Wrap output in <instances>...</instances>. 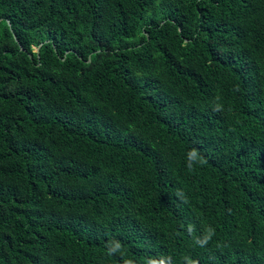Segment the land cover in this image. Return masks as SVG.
I'll return each instance as SVG.
<instances>
[{"label": "trees", "instance_id": "trees-1", "mask_svg": "<svg viewBox=\"0 0 264 264\" xmlns=\"http://www.w3.org/2000/svg\"><path fill=\"white\" fill-rule=\"evenodd\" d=\"M190 261L264 264V0H0V264Z\"/></svg>", "mask_w": 264, "mask_h": 264}, {"label": "clouds", "instance_id": "clouds-1", "mask_svg": "<svg viewBox=\"0 0 264 264\" xmlns=\"http://www.w3.org/2000/svg\"><path fill=\"white\" fill-rule=\"evenodd\" d=\"M216 110L219 111L220 109L217 108ZM190 264H198V262L197 261H190Z\"/></svg>", "mask_w": 264, "mask_h": 264}, {"label": "water", "instance_id": "water-1", "mask_svg": "<svg viewBox=\"0 0 264 264\" xmlns=\"http://www.w3.org/2000/svg\"><path fill=\"white\" fill-rule=\"evenodd\" d=\"M40 47H41V44H40L38 47H36V49H35V52H36V53L39 52ZM20 48H21V47H20ZM21 49H22V48H21ZM22 50H23V49H22Z\"/></svg>", "mask_w": 264, "mask_h": 264}]
</instances>
